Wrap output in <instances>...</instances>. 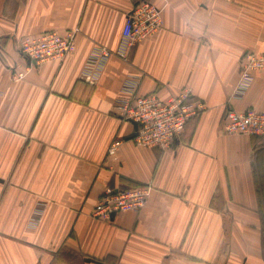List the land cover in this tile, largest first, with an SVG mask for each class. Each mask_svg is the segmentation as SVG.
Returning a JSON list of instances; mask_svg holds the SVG:
<instances>
[{
	"label": "crops",
	"instance_id": "0c3cea01",
	"mask_svg": "<svg viewBox=\"0 0 264 264\" xmlns=\"http://www.w3.org/2000/svg\"><path fill=\"white\" fill-rule=\"evenodd\" d=\"M139 1L0 0V264H264V138L222 129L229 108L264 111V71L233 95L242 56L264 53V0H146L163 28L91 80L92 53L121 47ZM75 28L63 61L30 67L19 51ZM185 87L202 114L170 149L138 145L118 101ZM145 184L140 211L92 215L106 187Z\"/></svg>",
	"mask_w": 264,
	"mask_h": 264
},
{
	"label": "built area",
	"instance_id": "2783aa9c",
	"mask_svg": "<svg viewBox=\"0 0 264 264\" xmlns=\"http://www.w3.org/2000/svg\"><path fill=\"white\" fill-rule=\"evenodd\" d=\"M163 28L162 9L155 3L142 0L136 3L126 15L122 29L121 47L112 51L100 46L92 53L89 61V78L96 80L101 73L100 62L117 55L128 60L131 49L142 40L156 35ZM78 29H71L65 34L46 31L40 35H26L18 42L23 57L29 60L30 67L46 61H63L75 52ZM264 71V53L248 51L242 56L239 78L233 90L234 96H243L249 89L254 73ZM24 72L14 75L21 79ZM128 95L117 104L118 115L126 121L137 123V135L133 140L148 148L170 149L184 133L187 123L198 118L206 109L205 104L194 97L185 87L179 94L167 99L156 92L139 94L127 91ZM226 134H246L264 136V111L247 109L238 111L229 108L222 122ZM122 140L116 139L108 147V155L117 158ZM153 187L150 184L106 187L98 199L93 216L104 221H111L122 212H138L147 203Z\"/></svg>",
	"mask_w": 264,
	"mask_h": 264
},
{
	"label": "trees",
	"instance_id": "16d2710c",
	"mask_svg": "<svg viewBox=\"0 0 264 264\" xmlns=\"http://www.w3.org/2000/svg\"><path fill=\"white\" fill-rule=\"evenodd\" d=\"M257 137L264 138V136H257ZM258 171H259V173H260V177H261L262 180H263V177H264V176H263V175H264V174H263V168L260 166L259 169H258Z\"/></svg>",
	"mask_w": 264,
	"mask_h": 264
},
{
	"label": "water",
	"instance_id": "95a60500",
	"mask_svg": "<svg viewBox=\"0 0 264 264\" xmlns=\"http://www.w3.org/2000/svg\"><path fill=\"white\" fill-rule=\"evenodd\" d=\"M135 125V132L133 133L132 137H135L137 135L138 125L137 123H134Z\"/></svg>",
	"mask_w": 264,
	"mask_h": 264
}]
</instances>
